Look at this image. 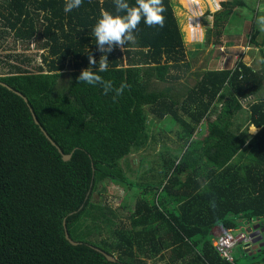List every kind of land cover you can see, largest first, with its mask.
I'll return each mask as SVG.
<instances>
[{"label":"trees","instance_id":"1","mask_svg":"<svg viewBox=\"0 0 264 264\" xmlns=\"http://www.w3.org/2000/svg\"><path fill=\"white\" fill-rule=\"evenodd\" d=\"M163 5L164 26L142 19L135 43L126 44L128 64L119 47L108 54V71L99 75L114 89L128 86L113 100L114 91L105 95L77 77L90 53L97 64L104 55L93 34L101 14L124 15L114 0H83L67 13L65 0H0L3 37L37 39L44 50L37 71L6 60L10 72L0 75V264H147L158 254L164 259L163 250L164 264H238L217 251L212 230L264 229V98L253 99L264 74L239 60L234 68L204 70L187 93L159 88L178 80L172 69L190 64L173 0ZM222 6L209 29L214 45L224 43L237 7H249L245 0ZM252 32L256 42L261 30L253 25ZM155 118L168 124L164 132L177 133L179 147L164 144L169 155L160 153L162 174L151 186H163L161 199L145 198L131 226H120L94 194L107 179L135 186L121 162L150 148ZM252 125L259 129L253 135ZM66 228L80 244L66 238ZM262 242L242 245L243 264H264Z\"/></svg>","mask_w":264,"mask_h":264},{"label":"rangeland","instance_id":"2","mask_svg":"<svg viewBox=\"0 0 264 264\" xmlns=\"http://www.w3.org/2000/svg\"><path fill=\"white\" fill-rule=\"evenodd\" d=\"M223 1L226 0H173L175 12L182 28L186 44V61L190 64L189 66H184L179 69H172L173 75L180 76L178 80L176 81L174 79L168 83H160L159 85L161 86H159V88L174 86L178 89L180 88V92L187 93L197 84L200 74L204 70L234 68L239 60H243L255 69L262 71V74H264V53L262 51V47L264 46L261 47L259 45L263 40V35L260 34L255 38L257 43L251 40L253 35V20L255 18V14L252 10L253 8L256 9L258 0H245L249 7H237L233 19L227 21V31L229 33L224 37V43L214 45L213 39H215V32L212 33L209 29L214 26V13L223 8ZM0 36H2L0 37V57L3 60L1 63L2 66H0V75H5L10 72L11 66L6 65V60L21 67L36 71V67L43 65L42 54L44 50L38 47L39 42L37 39L30 42H22L16 40L12 34L3 37V34L0 33ZM120 52L123 53L125 64H128L125 47L123 49L120 48ZM259 98H264V82L258 93L253 97L254 100ZM153 117V115H150V118ZM163 121L164 120L155 118L154 124L151 126L150 148L131 153L127 161L123 164L126 170V176L129 179L138 181V183L141 182L143 186L149 183H151L150 185H154V182L159 179L154 178L151 182V179H147L148 176L150 177V174L152 177L156 174L157 176L162 174L161 162L163 159H160L159 153H163V155L165 154L166 156L169 155V151L167 154L165 153L167 148L164 150L162 149L163 145H168L172 150L179 147L180 140L177 133H175V131L164 132L163 129L168 124ZM174 127L173 123H169L168 129ZM204 132L203 130V133L198 134L197 137H202ZM249 134L253 135L255 133ZM144 157L145 159L146 157L149 159L142 163ZM151 166L154 168L153 171H151ZM143 171L148 173L145 178L142 177L145 175L142 173ZM138 183H134V185ZM130 187V185H127L126 188H123L107 179L99 184L98 190L94 194V201L104 205L108 204L110 207L109 209L113 211V213L107 211V215L109 217H114L118 225L128 228L131 226V210H133L134 213L138 205L137 203H139L138 200L144 199V197L141 196L142 191H136L135 188ZM136 187L139 186L137 185ZM128 188L130 189L127 190ZM152 196V192H149V197ZM124 203L132 207V209L130 210L124 207ZM249 228L250 226L248 224L243 226L245 231H248ZM221 231L223 230H212L216 237ZM103 234L104 238L110 235L107 231H104ZM109 237L114 239L112 235ZM216 237L213 241L215 246L217 243ZM242 245L243 244H240L233 251V256L238 264H243L247 261V257L243 255L246 250ZM162 253H165L164 259H162L161 254H158L154 258H148L147 264H164L169 257L166 254V250H163Z\"/></svg>","mask_w":264,"mask_h":264},{"label":"clouds","instance_id":"3","mask_svg":"<svg viewBox=\"0 0 264 264\" xmlns=\"http://www.w3.org/2000/svg\"><path fill=\"white\" fill-rule=\"evenodd\" d=\"M83 0H65L64 11L71 12L73 9L79 8ZM116 11L124 13V15H113L109 12H103L100 19L93 29L96 40L97 50L102 55L97 64L96 57L90 53L88 55L89 67L81 71L77 77L78 82L88 85H99L102 87L105 95L115 92L113 100L121 96L128 86L121 84L119 88L114 89L111 81H105L99 73L108 71V54L114 48L123 49L128 43H135V30L143 19L144 23L149 27L164 26L165 7L163 0H135V6H130L127 0H114ZM262 30H264V19L260 20ZM95 69V70H94ZM258 131L255 125H252L248 132L256 133ZM250 234V231H247ZM251 246H246L247 249Z\"/></svg>","mask_w":264,"mask_h":264},{"label":"crops","instance_id":"4","mask_svg":"<svg viewBox=\"0 0 264 264\" xmlns=\"http://www.w3.org/2000/svg\"><path fill=\"white\" fill-rule=\"evenodd\" d=\"M256 15H255V18H256V20L257 21H255L254 23L255 24H253L255 27H256V29H260L261 30V32L260 33H258V35H260V34H262L263 35V40H262V42L260 43V44H262L263 43V41H264V30H262V25L260 24V20L261 19H264V1L263 0H258V5H257V7H256ZM257 35V36H258ZM254 43H257V41L256 42H254ZM249 65V64H248ZM215 118V117H214ZM258 129V128H257ZM207 134V131L205 130V132H204V134H203V136L202 137H204L205 135ZM160 154V153H159ZM129 157V156H128ZM128 157L127 158H125V159H123L122 160V168H123V170H124V172L126 171L125 170V168H124V163L127 161V159H128ZM147 159H149V158H147L146 157V159H145V157L143 158V160H142V163L143 162H145V160H147ZM167 161V160H166ZM128 163V162H127ZM126 163V164H127ZM151 168V170L152 169H154L152 166L150 167ZM162 168V167H161ZM128 169H129V166H128ZM128 171V170H127ZM133 172V171H132ZM137 172V171H136ZM143 174H145V175H143L142 177H146V175H148V173L146 172V171H143L142 172ZM162 173V172H161ZM157 175V174H156ZM127 177V176H126ZM141 177V176H140ZM160 177H161V175H160ZM128 178V177H127ZM154 178V176L152 177L151 176V174H150V177L148 176V178L147 179H151V182L154 180L153 179ZM185 178V177H184ZM157 179V178H156ZM130 181H131V184H134V183H138V181H135L134 179H129ZM134 182V183H133ZM149 183V182H148ZM129 185V184H128ZM118 186H120V185H118ZM137 186V184L135 185V186H133V185H131V187L130 188H135L136 189V191H142L141 192V196L142 197H144V199L145 198H147V199H158V201H159V197L161 196V194L163 193V190L162 189H164L163 188V186H160V187H158V188H160V189H158V191L156 192V191H154V189H153V187L154 186H151L150 184H147V185H141V182H139L138 183V186L139 187H136ZM121 187H123L124 188V186H121ZM130 188H128V189H130ZM126 190V189H125ZM135 191V192H136ZM149 192H152V194H153V196L152 197H149ZM136 195V194H135ZM126 198V197H125ZM144 199H139L138 200V202L139 203H137L138 205H137V207H136V209L134 210V212H136V211H138V208H139V204H141V203H143V202H145L144 201ZM160 199H161V197H160ZM167 199H169V196H167L166 197V200ZM124 205V207H126L127 209H132V207H129L126 203H124L123 204ZM150 206V205H149ZM133 213V210H131V214ZM215 231H217V230H219V229H221V230H226V229H224L223 227H221V226H216L215 228ZM239 230V229H238ZM213 235H214V233H213ZM215 237H216V235H214V239H215ZM217 238V237H216ZM213 239V240H214Z\"/></svg>","mask_w":264,"mask_h":264},{"label":"built area","instance_id":"5","mask_svg":"<svg viewBox=\"0 0 264 264\" xmlns=\"http://www.w3.org/2000/svg\"><path fill=\"white\" fill-rule=\"evenodd\" d=\"M253 241L251 235L242 227L238 231L223 230L217 236L216 249L228 261L234 263L233 251L240 244L248 246Z\"/></svg>","mask_w":264,"mask_h":264},{"label":"water","instance_id":"6","mask_svg":"<svg viewBox=\"0 0 264 264\" xmlns=\"http://www.w3.org/2000/svg\"><path fill=\"white\" fill-rule=\"evenodd\" d=\"M4 86H7L9 89H12L7 83H5V82H1ZM17 93L19 94V95H22L20 92H18L17 91ZM26 99V98H25ZM27 100V99H26ZM34 117H35V119H36V122H38V120H37V118H36V116H35V114H34ZM46 133V132H45ZM47 134V133H46ZM47 136H48V134H47ZM49 137V136H48ZM53 143H55L54 141H53ZM63 154V158H64V160H69V159H71V157H72V154H65V153H62ZM258 228H260V225H257V226H255L254 227V230L252 231L250 228L248 229V231H250V235H251V237L253 238V241L252 242H254V243H258V242H260L261 240H263V238H264V235L263 234H261L262 233V231L264 230H261V229H258ZM66 238L73 244V245H78V244H80V242H78V241H76V240H74L71 236H70V234H69V232H68V230H67V228H66ZM260 245H264V242H262ZM259 245H254V246H252L254 249H257V247H258ZM96 249L98 250V251H100L101 253H103L105 256H106V258L108 259V260H110V261H117V258L114 256V255H112V254H109V253H107L106 251H104V250H102V249H100V248H97L96 247ZM248 249H250V247L248 248Z\"/></svg>","mask_w":264,"mask_h":264}]
</instances>
